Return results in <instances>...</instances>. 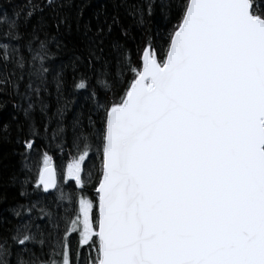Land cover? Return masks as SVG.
<instances>
[{"label": "snow or ice", "instance_id": "obj_1", "mask_svg": "<svg viewBox=\"0 0 264 264\" xmlns=\"http://www.w3.org/2000/svg\"><path fill=\"white\" fill-rule=\"evenodd\" d=\"M108 2L94 24L75 0L47 17L27 0L23 19L0 0V108L14 96L24 118L0 116L22 149L0 164V264H264V0ZM121 9L162 20L163 49L150 34L133 55ZM37 108L58 122L43 149Z\"/></svg>", "mask_w": 264, "mask_h": 264}, {"label": "trees", "instance_id": "obj_2", "mask_svg": "<svg viewBox=\"0 0 264 264\" xmlns=\"http://www.w3.org/2000/svg\"><path fill=\"white\" fill-rule=\"evenodd\" d=\"M36 2H39L41 7L43 8V13H37L38 15L43 14L46 17L48 16L49 13V8L47 6H45L44 4V0H36ZM26 4H27V0H12L11 3H8V0H4V7L5 9L9 12V14H11L12 11H20L21 12V16L20 19H23V15H24V11L26 9ZM77 7H83L84 9V19H92L93 23H97V21L95 19H93L94 15L97 13L98 10H100L101 8H106L109 15L112 12V4L108 2V0H75V4L71 9H65V11H70L72 16H75V12H76V8ZM35 18V17H34ZM104 17L101 16L100 17V21H103ZM121 20L122 23L126 26H129V30L132 36L136 37L135 41H129V47L132 50L133 55L136 52V47L138 44H140L145 38L149 37V35L151 34V38L156 42V44L158 46H160L161 49H163L164 47V39H165V31H166V26L164 24V22L162 20H160L158 17L153 19L151 21V23L147 24L144 28L138 27L135 23L132 17L127 16L124 12L123 9H121ZM114 34L118 35L119 34V28L114 26ZM50 31L55 32V29L52 28L50 29ZM55 51V49H53ZM61 56H63V54H60ZM66 59V57H63ZM58 62L57 61H53ZM69 76V84L71 82V73L68 74ZM52 91H54V86L51 89ZM66 91H71L70 87L66 89ZM86 95V93L84 92H77L75 93L76 96V103L73 105V111L69 112L67 114L66 120H65V124H67L73 117L75 110L78 109L80 107V105L82 103H84V96ZM3 99L5 101H7L6 105L3 108H0V116H2V118L7 121L9 118V114H15L17 116V119L20 121H23V114L21 113H17L15 109H13L12 105L16 102V97H3ZM48 103H49V108H48V115L51 116L52 113L55 110L56 104H55V100L53 97H46L45 98ZM33 117L34 120L36 122V125L38 127V129L40 130L41 133H43L44 128L43 125L45 123H48V137L47 139L44 138H37L36 140V145L38 149H43L44 145L50 141L51 137H52V133L53 130L57 128V120L55 118H53L51 121H48L45 116L43 115V113H41L39 111V109H35L33 112ZM15 121H13V131H12V136L13 139H15ZM68 136L71 137V131H68ZM52 149H53V155L55 157V163L56 165H58L62 171L63 168L67 166V164L71 163V159L68 155H66V150L65 151H60L58 149H56V145L53 144L52 145ZM22 149L17 147L14 144H8V143H4V144H0V164H2L5 169H8L12 166L15 167H20L21 163H22V158L20 157V155L18 154ZM72 188V185H68V189H66V191L70 190ZM88 194L91 195L92 194V189L89 188L88 190ZM65 206H69L68 205V201H64ZM9 207V204L3 203L0 204V215L5 216L7 221H11L12 224L15 223V220L12 218V216L10 214H8L5 210ZM40 223H43L42 221H38ZM5 228L10 227L11 224L9 223H4L3 225ZM29 248H33L34 250L38 251V246L35 245H29ZM14 259V258H13Z\"/></svg>", "mask_w": 264, "mask_h": 264}, {"label": "rangeland", "instance_id": "obj_3", "mask_svg": "<svg viewBox=\"0 0 264 264\" xmlns=\"http://www.w3.org/2000/svg\"><path fill=\"white\" fill-rule=\"evenodd\" d=\"M63 171H65V173H66V167L63 168Z\"/></svg>", "mask_w": 264, "mask_h": 264}]
</instances>
